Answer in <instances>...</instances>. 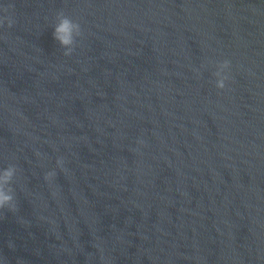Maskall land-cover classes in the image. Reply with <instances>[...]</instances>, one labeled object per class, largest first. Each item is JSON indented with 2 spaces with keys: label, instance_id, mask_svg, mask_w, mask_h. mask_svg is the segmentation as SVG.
Here are the masks:
<instances>
[{
  "label": "clouds",
  "instance_id": "obj_1",
  "mask_svg": "<svg viewBox=\"0 0 264 264\" xmlns=\"http://www.w3.org/2000/svg\"><path fill=\"white\" fill-rule=\"evenodd\" d=\"M12 7L9 4L3 7L2 11L8 13ZM15 21L11 15L0 16V28L7 25L11 28ZM82 35L81 24L66 15L63 11L56 14V21L53 25L52 36L53 39L64 49V56H71L77 46V40ZM216 71L213 75L216 77L215 87L219 90H225L227 87L226 82L230 79L231 61L224 59L216 65ZM199 71V70H197ZM57 166L62 170L64 169V159L58 158ZM18 173V168L15 164H9L6 168L0 169V220L6 218L7 213L15 214L18 212V204L16 200L15 188L13 187ZM57 176L55 170L45 173L44 179L52 181Z\"/></svg>",
  "mask_w": 264,
  "mask_h": 264
}]
</instances>
